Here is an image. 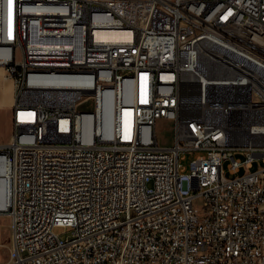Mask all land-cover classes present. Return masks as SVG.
I'll return each instance as SVG.
<instances>
[{
    "label": "built area",
    "instance_id": "built-area-1",
    "mask_svg": "<svg viewBox=\"0 0 264 264\" xmlns=\"http://www.w3.org/2000/svg\"><path fill=\"white\" fill-rule=\"evenodd\" d=\"M0 68L11 264H264V0H0Z\"/></svg>",
    "mask_w": 264,
    "mask_h": 264
},
{
    "label": "rangeland",
    "instance_id": "rangeland-1",
    "mask_svg": "<svg viewBox=\"0 0 264 264\" xmlns=\"http://www.w3.org/2000/svg\"><path fill=\"white\" fill-rule=\"evenodd\" d=\"M1 69V68H0ZM2 77L7 82V87H2V79L0 78V142H6L9 140L12 133L11 123V104L14 98V86L12 80L7 77L4 70L1 69ZM5 92L9 94V99L6 100ZM197 152H181L179 162L183 167V171L187 172L189 169L190 161L197 155ZM264 166V161L254 162L251 166V170ZM55 231L59 234L60 238L64 239L71 234V228L58 227ZM12 252L10 247V228L8 217L4 214H0V264H11Z\"/></svg>",
    "mask_w": 264,
    "mask_h": 264
},
{
    "label": "bare ground",
    "instance_id": "bare-ground-1",
    "mask_svg": "<svg viewBox=\"0 0 264 264\" xmlns=\"http://www.w3.org/2000/svg\"><path fill=\"white\" fill-rule=\"evenodd\" d=\"M5 172V166L4 164L0 165V210L3 209L5 207L6 201H7V189H6V185L3 181V175ZM13 263V257H12V262Z\"/></svg>",
    "mask_w": 264,
    "mask_h": 264
},
{
    "label": "crops",
    "instance_id": "crops-1",
    "mask_svg": "<svg viewBox=\"0 0 264 264\" xmlns=\"http://www.w3.org/2000/svg\"><path fill=\"white\" fill-rule=\"evenodd\" d=\"M0 78L2 79V87H7V82L4 81L3 77H2V72H1V69H0ZM5 97H6V100L9 99V94L7 95V92H5ZM5 142V141H4ZM4 142H0V143H4ZM7 142V141H6Z\"/></svg>",
    "mask_w": 264,
    "mask_h": 264
},
{
    "label": "snow or ice",
    "instance_id": "snow-or-ice-1",
    "mask_svg": "<svg viewBox=\"0 0 264 264\" xmlns=\"http://www.w3.org/2000/svg\"><path fill=\"white\" fill-rule=\"evenodd\" d=\"M11 7V0H9V8Z\"/></svg>",
    "mask_w": 264,
    "mask_h": 264
}]
</instances>
